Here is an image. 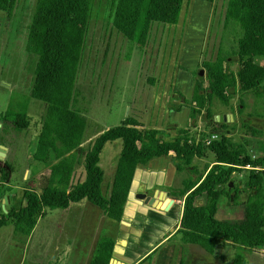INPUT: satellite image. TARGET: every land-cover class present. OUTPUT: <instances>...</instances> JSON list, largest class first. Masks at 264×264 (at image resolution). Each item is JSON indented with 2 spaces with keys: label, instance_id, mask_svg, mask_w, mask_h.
Segmentation results:
<instances>
[{
  "label": "rangeland",
  "instance_id": "1",
  "mask_svg": "<svg viewBox=\"0 0 264 264\" xmlns=\"http://www.w3.org/2000/svg\"><path fill=\"white\" fill-rule=\"evenodd\" d=\"M36 1L17 0L11 14L0 11V146L4 148L0 169L8 173L5 182L8 199L4 203L3 199L0 201L1 206L4 204V212L24 205V191L40 193L41 181L54 162L52 154L45 163L32 157L45 114V105L30 97L36 57L25 50ZM226 3L227 0H184L178 23L152 24L147 43L138 46L113 26V1L93 0L73 102L87 120L83 152L101 132L122 124L126 118H133L145 128L158 129L167 140L181 135L197 142L210 139L212 134L218 139L222 134L232 145L242 146L244 154L251 158L264 156V104L261 99L236 87L232 94L229 93L228 105L215 97L209 98L206 93L201 96L204 99L202 108L192 100L197 81H201L203 91L207 87L205 61L215 59L222 52L230 71L236 72L239 67L233 50L240 30L233 24L224 25ZM10 102L26 104L27 128L16 131L10 121H5ZM207 110L214 119L228 114L232 118L218 121L217 129L212 130L206 126L209 122ZM249 127L261 134L252 135ZM121 147L120 139L108 142L100 154L105 196L108 195L106 182ZM211 161V156L194 158L191 171L184 169L177 174L179 186L181 179L188 174L195 177V172L201 173ZM250 168L246 166L233 173L231 187L243 183ZM83 171L82 164L76 166L72 183L80 182ZM244 197L242 194L238 204L227 199L217 217L242 218ZM203 199L200 197L198 203ZM85 201L84 205L89 203ZM166 213L173 214V210ZM85 214L96 219L95 232L94 227L88 232L79 231L77 221ZM154 219L151 218V222ZM114 222L101 211L93 212L85 207L46 209L32 233L23 236L14 232L13 222L9 221L0 229V264H20L22 259L21 264H87L100 237L115 238L117 222ZM174 236L158 245L156 252L151 254L154 252L151 251L150 258L140 264H173L182 245L180 235ZM192 247L185 248L184 264H230L237 252L227 246L210 255L197 245ZM66 248L68 257L64 256ZM240 253L247 264H264V248Z\"/></svg>",
  "mask_w": 264,
  "mask_h": 264
},
{
  "label": "trees",
  "instance_id": "2",
  "mask_svg": "<svg viewBox=\"0 0 264 264\" xmlns=\"http://www.w3.org/2000/svg\"><path fill=\"white\" fill-rule=\"evenodd\" d=\"M17 0H0V11L11 14ZM112 24L129 42L138 46L147 43L152 24L178 23L184 0H112ZM212 1V0H207ZM93 0H37L30 23L25 50L36 57L30 97L45 105L33 159L45 163L50 155L54 162L40 184V193L24 191V205L4 212L0 205V229L9 221L14 232L29 236L46 209H66L73 203L87 200L97 206L107 218L119 223L137 167L154 158L166 156L173 160L177 172L191 167L194 158L212 157L211 165L181 180L171 190L175 199L183 201L179 227L181 246L173 264H184V245L193 244L214 255L218 248L231 246L237 252L230 264H247L242 253L264 248V156L251 158L242 146L232 145L226 135L208 144L192 142L188 137L164 139L158 129L145 128L133 118L101 132L85 152L82 142L87 126L86 117L73 105L74 87L82 59L87 24ZM233 24L240 30L233 50L240 62L236 72L226 66L220 52L215 59L205 61L207 87L201 81L193 89L192 100L204 106L203 93L225 105L229 93L236 87L250 93L264 104V0H227L224 25ZM229 63V62H228ZM26 104L9 103L6 119L16 131L28 127ZM208 128L216 130L218 121L207 110ZM210 126V127H209ZM252 135L261 131L249 127ZM184 133L183 131H181ZM120 139L122 147L117 159L107 196L103 194L104 173L99 166L104 145ZM82 164L84 179L72 183L76 166ZM250 166L246 180L233 184V173ZM11 169V166L5 164ZM7 172L0 169V201L7 194ZM243 199L241 219L217 218L218 200L224 196L231 203ZM205 196L203 204L198 203ZM114 240L100 237L88 264H108Z\"/></svg>",
  "mask_w": 264,
  "mask_h": 264
},
{
  "label": "crops",
  "instance_id": "3",
  "mask_svg": "<svg viewBox=\"0 0 264 264\" xmlns=\"http://www.w3.org/2000/svg\"><path fill=\"white\" fill-rule=\"evenodd\" d=\"M116 163L117 160L115 162L114 169L109 175V179L106 182L107 192L113 178ZM186 169H188V171H191V167ZM181 172H184V170L177 172L174 166V162L170 158V156L154 158L150 160L147 165L139 166L136 168L133 175V180L131 183L128 198L124 207L123 216L121 219L125 221V223L114 222L116 224V231L113 233L115 240L113 239L114 248L112 256L115 259H117L123 264H140L141 262H145L148 258H150L151 254H154L156 252L158 245L168 242L172 237H175L174 235H179L176 233V230L179 227L183 201L180 199H175L171 195V190L173 188H177V186L179 187L177 181V174ZM82 175L83 176L81 180H79L80 182L84 179V171ZM104 179L105 178H103V182ZM73 184H75V182ZM160 191L170 193L169 197H163L162 199H159L158 203L162 204L163 207L168 204L169 199L174 200V202L170 205L169 209L167 210L145 204L144 200L138 196L140 194H146L148 196H158V193ZM203 198V202L199 204L204 203L205 196H203ZM223 202H227V198H225L224 196H220L218 200L217 215L220 211ZM84 203H86V201L82 200L78 203L71 204L68 208L77 207L81 209L85 207L89 211H101L100 209L93 207L90 202L86 205H84ZM83 205L84 207H82ZM171 210H173V214L166 213ZM102 215L106 216L103 212ZM83 216H81L80 219L77 221V224L80 226L79 231L83 230L88 232L91 227H94L93 231L95 232L98 226L96 219L91 217L90 215L86 216V214ZM151 218H155L153 222H151ZM83 224L84 226H81ZM149 224H153V226H150ZM192 245L193 244L184 245L186 246L183 247L184 251L185 248L189 250L193 248ZM78 249L82 250L81 248ZM63 250L64 256L68 257L69 254H66V252H68V249L66 248ZM151 251L154 252L150 254ZM67 260L68 258L66 259V261ZM89 260L87 264L89 263Z\"/></svg>",
  "mask_w": 264,
  "mask_h": 264
},
{
  "label": "water",
  "instance_id": "4",
  "mask_svg": "<svg viewBox=\"0 0 264 264\" xmlns=\"http://www.w3.org/2000/svg\"><path fill=\"white\" fill-rule=\"evenodd\" d=\"M203 73V71L202 70H200L199 71V74H202ZM228 117L229 118H232V115H228ZM215 120L216 121H220V120H222V116H216L215 117ZM3 150H4V148L2 147V146H0V159L2 158V156H4L3 155ZM231 184V186H232V183H230ZM169 195H170V193L169 192H163V191H160L159 193H158V196L156 195V196H148V195H146V194H140V195H138L141 199H143L144 200V203L145 204H148V205H152V206H154V207H158V208H163L164 210H167V209H169V207H170V205L174 202V200L173 199H169V201H168V204L166 205V206H164L163 207V205L162 204H159L158 203V201H159V199H162L163 197H169ZM5 199H8V196H4V198H3V203H4V200ZM2 208H4V204H2ZM121 223H125V221H123V220H121L120 221ZM115 263H117V264H123V263H121L120 261H118L117 259H115L113 256L110 258V260H109V263L108 264H115Z\"/></svg>",
  "mask_w": 264,
  "mask_h": 264
},
{
  "label": "built area",
  "instance_id": "5",
  "mask_svg": "<svg viewBox=\"0 0 264 264\" xmlns=\"http://www.w3.org/2000/svg\"><path fill=\"white\" fill-rule=\"evenodd\" d=\"M216 138V135L212 134L210 139L204 140L205 143H209L211 140H214ZM256 170H264V167H256Z\"/></svg>",
  "mask_w": 264,
  "mask_h": 264
},
{
  "label": "flooded vegetation",
  "instance_id": "6",
  "mask_svg": "<svg viewBox=\"0 0 264 264\" xmlns=\"http://www.w3.org/2000/svg\"><path fill=\"white\" fill-rule=\"evenodd\" d=\"M249 94H250V93H249ZM227 105H228V104H227ZM5 115H6V114H5ZM5 115H4V116H5ZM228 115H231V114H228ZM228 115L223 116V117H222V120L227 121V120L229 119ZM5 121H10V120H7L6 117H5ZM4 165H5V164H4Z\"/></svg>",
  "mask_w": 264,
  "mask_h": 264
},
{
  "label": "bare ground",
  "instance_id": "7",
  "mask_svg": "<svg viewBox=\"0 0 264 264\" xmlns=\"http://www.w3.org/2000/svg\"><path fill=\"white\" fill-rule=\"evenodd\" d=\"M118 251V250H117ZM116 252V251H115ZM115 264H117V263H115Z\"/></svg>",
  "mask_w": 264,
  "mask_h": 264
}]
</instances>
